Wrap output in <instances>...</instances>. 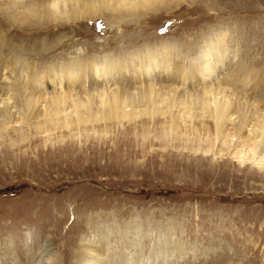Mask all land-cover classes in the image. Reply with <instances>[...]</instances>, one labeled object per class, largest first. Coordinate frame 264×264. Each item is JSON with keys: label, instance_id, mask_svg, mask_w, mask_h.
Here are the masks:
<instances>
[{"label": "rangeland", "instance_id": "1", "mask_svg": "<svg viewBox=\"0 0 264 264\" xmlns=\"http://www.w3.org/2000/svg\"><path fill=\"white\" fill-rule=\"evenodd\" d=\"M8 1L0 0L1 11ZM9 14L0 16L11 44L5 42L2 58L44 51L41 62L80 56L83 67L125 59L134 52L117 30L121 24L141 54L148 45L176 52L159 79L103 83L105 92L126 85L129 92L158 87L166 93L172 85L171 95L183 97L175 96L171 109L141 107L131 123L109 116L40 133L20 119L2 122L21 110L9 90L0 103V264H87L90 258L94 264H264V119L256 115L264 110V0H162L142 16L115 19L116 25L105 17L80 19L68 31L53 22L46 28L51 36ZM0 74V87L12 83L7 70ZM179 75L188 81L174 82ZM217 83L232 103L220 134L197 97ZM86 84L60 91L70 89L71 99L84 103L91 93L99 99L101 90ZM51 92L46 85L32 100ZM171 95L162 97L168 103ZM173 114L179 115L175 127ZM253 126L259 130L248 138Z\"/></svg>", "mask_w": 264, "mask_h": 264}, {"label": "bare ground", "instance_id": "2", "mask_svg": "<svg viewBox=\"0 0 264 264\" xmlns=\"http://www.w3.org/2000/svg\"><path fill=\"white\" fill-rule=\"evenodd\" d=\"M160 1L162 0H9L8 2H10L11 5L5 10L0 11L2 12L1 15L4 16L3 19L7 20V17L10 18L9 13H11L13 17L11 20H18L19 22L26 21V23L28 22L30 25L29 27L38 31L39 36L44 34L48 36L50 32L48 33V31H46L48 29L47 27H50V24L53 22H55V24H61L62 28L66 26V30L68 31L71 30L80 19L87 21L105 17L109 22L114 20L115 23L113 21L111 22L116 25L119 23V20L117 22L115 19L118 18L121 19V21H125V18L129 16H142L140 15L142 10L144 11ZM18 4L19 6H17ZM8 9H10V11H8ZM3 11L5 12L3 13ZM109 24L112 25V23ZM118 26L117 30H120L121 34H123L122 39L127 41L126 49L129 50L128 52L133 50L134 53L129 56L127 53L128 57H124L125 59L118 58V61L116 60L117 62H107L110 57L104 58V63L98 62L91 67H83L80 65L78 62L80 56L74 58L76 61H65L60 64H57L59 62L55 63V61L49 62V60L41 62L48 57L44 54V51H37L36 53L18 52L15 54L13 53L14 51H11V60L9 57V59L2 58V51L11 44L9 43L10 40L6 38V34L0 31V70L5 69L10 76L13 75L11 84L0 87V103H2L3 97L8 95V91L12 90L14 92L9 94V99L14 100L13 102L15 105L21 109H19L18 118L14 115H5L2 122L6 124L20 119L21 123L27 124V128L28 126L29 129L36 128V132L41 133L61 128H82L89 123L97 124L99 120H108V118H110L109 116H112V118L109 119L111 121L120 120L121 122L127 119L128 123H131L135 120L133 118L134 116H138L142 113V110H140L141 107H148V109L152 111L156 109L159 104H168L169 109L173 108L175 104L173 105L172 101L175 99V96H177L176 98L178 100L183 96L180 94L171 95L173 93L171 88L172 85L165 87V90H168H166L167 92L164 91L166 93H163L161 90L162 88L158 89V87L156 89L154 87L141 88L139 93H134L133 91L129 92L127 89L128 86L126 85L129 82L127 80L130 79V81H132L133 78L139 80L140 77L142 78L143 76L144 79L154 77V79H159L160 75H164V70L167 69L169 57L176 51L172 50L170 45H166L167 48L156 46L155 49H151V45H148L144 50L145 54L140 56L141 52H138L139 49L134 50V44L130 42L137 41V39L126 36L124 32L125 28L121 26V24H118ZM127 38H129V40H127ZM6 41H8V46L5 45ZM60 44L59 42L56 46L58 47ZM215 48H217V45H214V49ZM121 49L122 48H120V50ZM214 49H212V51ZM121 51L125 52L124 50ZM218 54V51L214 52V55ZM142 62H149L152 68L149 69L145 67L144 64L142 65ZM132 69H134L132 72L134 75L126 79L128 75H130ZM192 70L193 68L190 69V71ZM142 73L145 74L142 75ZM21 77H23L22 80H20ZM0 78H2V74H0ZM181 81L187 82L188 77L179 75V79L174 82L180 83ZM121 82L126 84L125 87L116 86L113 93H106L104 90L105 88L102 87L103 83H114L117 85L122 84ZM76 84L84 86L86 84L97 92L101 90L99 92L100 98L97 99L92 97V93L90 95L86 94L88 96L85 98L86 100L84 103L78 96L75 97L76 99H71L74 94L71 93L72 91L70 89L66 92L63 90L60 91L64 86L71 88L75 87ZM46 85L51 86L53 92L41 94L37 100H32L33 96L38 94L35 93L36 90L45 89ZM95 86H99L98 89H95ZM222 86V83H217L214 89L207 86L202 88L201 92L200 90L197 92L199 93L197 97L199 98L200 108L203 112L205 111L214 117L219 134L226 125V121L231 114L232 105L229 101V97L225 93L226 87L222 88ZM229 87L230 85H228V88ZM55 89L57 90L55 91ZM222 89H224V91H222ZM219 93L224 94L220 99L215 95ZM234 93L235 95L237 94L235 91ZM164 94L171 95L168 103L166 102L167 99L162 97ZM212 94L215 95L214 98H211ZM185 98V101H188L189 97ZM39 101H42V104H44L43 110L41 109L42 111L35 107ZM126 107H131V110L126 109ZM67 110L70 111L66 113ZM64 112L66 113L65 115H63ZM169 112L171 113V110H169ZM256 115L264 119V110H258ZM172 116L174 117L171 118V125L175 127L174 121L176 120L174 119L176 117L178 119L179 115L173 114ZM241 123L238 134L241 133V129L244 125L247 126V119L245 118ZM258 130L259 128L255 126L251 127L248 138L256 136L255 134ZM86 251H89V249ZM85 255L88 257L87 252ZM94 259L95 258H90L86 263L94 264Z\"/></svg>", "mask_w": 264, "mask_h": 264}]
</instances>
